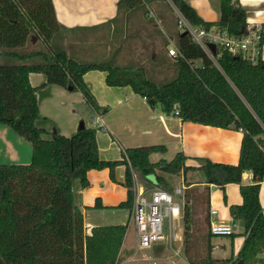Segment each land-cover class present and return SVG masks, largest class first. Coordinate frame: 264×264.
Instances as JSON below:
<instances>
[{"label": "trees", "instance_id": "16d2710c", "mask_svg": "<svg viewBox=\"0 0 264 264\" xmlns=\"http://www.w3.org/2000/svg\"><path fill=\"white\" fill-rule=\"evenodd\" d=\"M163 1L192 25L227 31L242 37L248 26L240 0H220L221 19L204 21L185 0H119L117 15L103 24L108 26L107 39L118 36L139 24L152 21L150 7ZM81 29V28H80ZM95 30V29H92ZM62 26L56 17L53 0H0V49L18 62L0 64V125H6L32 144L29 165H0V264H117L125 241L127 226H99L85 233V220L74 196L75 183L90 188L88 173L109 169L117 183L116 169L126 167L124 186L128 199L117 208L133 212L134 176H156V186L166 185V175L194 170L206 185L185 191L184 256L189 264H264V211L260 202L264 182V60L257 63L217 49L213 60L188 33L178 30L175 46L178 56L170 57L172 76L159 80L149 69L136 63L118 64L115 52L104 61L83 62L75 55L81 50L67 46L87 44L99 37L88 36L79 28L76 35ZM35 35L48 49L38 53H20ZM138 35V34H137ZM95 41V40H94ZM264 45V33L261 46ZM39 57L41 61L35 62ZM161 56L153 59L159 60ZM201 65H196L197 62ZM90 71L106 72L109 87H130L145 98L152 108L160 107L166 115L178 112L179 118L203 126L243 132L237 165L208 161L199 168L186 166L187 157L179 153L171 161L151 162L156 153H166L162 145L125 149L123 160L100 159L97 132L101 126L78 129L68 138L37 126L40 107L37 92L48 85H58L83 95L82 104L90 119L108 113L84 81ZM32 73L44 74L47 83L34 87ZM83 122V121H82ZM252 173V184L241 185L243 203L231 206L234 222H241L245 237L235 260L213 257L211 233L210 185L222 189L241 184L243 175ZM226 202V197H225ZM95 207H102L96 199Z\"/></svg>", "mask_w": 264, "mask_h": 264}, {"label": "crops", "instance_id": "0c3cea01", "mask_svg": "<svg viewBox=\"0 0 264 264\" xmlns=\"http://www.w3.org/2000/svg\"><path fill=\"white\" fill-rule=\"evenodd\" d=\"M118 1L53 0V3L57 20L62 26L71 30L69 35H76L78 31L75 30L79 28L82 33H86L91 38L94 36L99 37L101 39L99 40L100 47L103 48V40L106 43V48L109 43L113 45L115 49L112 53L115 52L117 59V56L121 52L129 48L127 42L133 38H137L136 33H130V30H127L123 34L122 40L120 39V42L107 39L106 33L112 29L102 25L112 21L116 17ZM185 1L206 22L215 23L221 19L220 0ZM240 3L246 12L247 23L261 26L262 32L264 33V0H240ZM91 43L92 40L88 44ZM70 46L76 48L75 43ZM104 57L108 58L105 55ZM261 57L264 60V45L262 47ZM166 59L162 56L159 65L166 67L167 70L169 61ZM166 61H168L167 66L165 65ZM106 77L107 73L101 71H90L84 75V81L96 97L98 104L109 110L108 113L101 116L99 122L96 118L90 119L89 117L87 120H84L78 114L76 106L84 103V98L81 93L72 92L58 85H48L39 89L37 98L41 116L36 124L48 132L46 135L47 138H50L53 133L70 138L77 133L82 121L86 127L100 123L101 130L97 132V142L100 159L104 161L123 160L122 153L125 149L162 145L167 148V152L153 154L150 157L151 162L157 163L162 160L171 162L177 154L183 153L187 157L186 166L192 168H199L208 161L231 165H237L239 163L240 148L243 139L242 131L185 122L174 115H166L162 111V113L160 111L157 112L159 110L158 107L152 108L145 98L134 93L130 87L107 86ZM30 81L34 87H40L47 83V77L44 74L32 73L30 75ZM175 144L179 145V149L174 148ZM194 172L195 174H199L197 171L189 170L184 171V176H181L183 171L179 175H174L175 177H182L181 181L184 182H182L181 186L178 185L175 188L166 190L164 185L161 188L169 192H174L178 187H184L185 191L193 187H200V190H202L206 185L205 179L203 177L202 180L193 181L192 174ZM167 176L170 177L172 175H166L165 177ZM88 179L90 188H79V200L81 203L77 206L84 215L85 225L90 224L95 228L99 226L87 220L85 210L94 208L98 210L120 209L117 207L128 199V190L124 186L126 181V167L120 166L116 169L117 183L112 182L109 169L102 171L93 170L88 173ZM138 179L146 183L150 189L157 184V182L152 183L139 177ZM252 181V173L246 172V175H243V181L240 185L228 184L225 186V192L227 193L226 202L222 211L217 209L210 210V214L212 210L217 211V215H211V224L225 222L233 226L235 234H241L243 232L242 223L234 222L229 208L243 203L240 186L250 185L253 183ZM213 186L216 185H210V188ZM97 198L101 199L102 207H95ZM260 202L264 211V182L261 184ZM122 210L127 211L125 209ZM127 212L131 218L133 212ZM126 226L128 230V224ZM244 241L245 237L241 235L236 237L233 242L231 237L229 250L226 246L221 244L215 245L211 241L214 246L213 255L215 250L225 248V257L218 259H226L228 255L237 257ZM124 243L120 254L127 250L124 247ZM180 247L183 246L180 245ZM263 256L261 255L260 257Z\"/></svg>", "mask_w": 264, "mask_h": 264}, {"label": "rangeland", "instance_id": "374dc122", "mask_svg": "<svg viewBox=\"0 0 264 264\" xmlns=\"http://www.w3.org/2000/svg\"><path fill=\"white\" fill-rule=\"evenodd\" d=\"M150 17L152 21H147L143 23L141 32L138 33L139 24L130 28V33L138 34L137 38L129 40L128 47L126 51L121 52L115 61L120 65H126L130 62H135L139 66H143L150 70L152 77L156 80L161 79L165 76H172L173 71L170 67L167 66L169 59V48L175 45V39L177 35V15L173 11L169 4L163 1L154 2L150 7ZM125 34V33H124ZM123 35L118 36V42L122 40ZM95 40V41H94ZM99 39H93L91 44H83L81 46H67L68 51L70 48L81 50L75 56L83 62H96L104 61L106 58L111 57L112 51L115 49L113 45L109 43L106 46L105 41L103 40V48L99 45ZM125 41V40H124ZM101 42V41H100ZM101 42V43H102ZM112 45V46H111ZM48 49L47 45L42 43L35 35H32L25 48L19 49L20 53H38L44 52ZM4 49H0V64H10L17 63L18 61L13 58H8L2 54ZM113 54V53H112ZM165 57L166 67L159 65L160 59L153 60L155 56ZM168 56V57H167ZM35 62L41 61L39 57L34 59ZM196 64L201 65L199 61ZM78 114L84 120L88 119V113L86 112L85 107L81 104L76 106ZM158 111L161 112V108L158 106ZM162 113V112H161ZM173 116V115H172ZM46 137V135H45ZM47 138V137H46ZM33 146L32 144L26 142L22 137L17 135L11 128L6 125H0V165L9 164V165H29L32 161ZM194 171V170H193ZM197 173V172H196ZM198 174V173H197ZM195 172L192 174L194 180H202L203 176L199 173L198 175ZM181 176H184V171L181 173ZM181 176H167L165 189L175 188L178 185L181 186L182 177ZM148 181L155 183L156 176L151 175L147 178ZM140 185L145 189H149L146 183L139 180ZM79 182L75 183L74 187V196L76 204L79 206L81 201L79 200ZM225 189H222L218 186L211 187V202L210 209H217L222 211L225 204V197L227 198V193ZM185 194V190H184ZM184 203V216H185V196L182 198ZM87 220L94 223L96 226H106V225H127L128 230L125 238L124 253L119 255V260L117 264H189L186 257L184 256V245L180 247L179 244L174 246V249L181 250L180 256L176 257L172 249L165 243L159 242L156 243L150 249H139L136 238V229L133 220V215H130L127 211L122 209H86ZM230 240L231 237H216L212 238V242L215 245L221 244L230 249ZM225 248H220L215 250L213 255L214 258H223L225 257L224 253ZM231 258V255H228L226 259ZM234 256L233 260H235Z\"/></svg>", "mask_w": 264, "mask_h": 264}, {"label": "built area", "instance_id": "2783aa9c", "mask_svg": "<svg viewBox=\"0 0 264 264\" xmlns=\"http://www.w3.org/2000/svg\"><path fill=\"white\" fill-rule=\"evenodd\" d=\"M178 30L188 32L194 41L213 59L215 56L209 45H216L217 49L227 51L233 55H241L245 60L257 63L262 53V27L256 24H248L246 32L242 37H232L226 30L221 28L207 29L202 26H192L177 10ZM169 55L178 56L176 46L169 48ZM172 115L179 117L178 112ZM99 122L101 116H97ZM100 126V123L98 124ZM179 149V145H174ZM134 192L135 204L133 209V220L136 229V238L139 249H150L156 243L167 244L176 257L181 258V250L174 249L177 244L184 243V187H178L174 192L166 191L159 186H153L150 190L142 187L135 173ZM211 215H217L216 210ZM93 227L85 225V233L90 235ZM211 233L216 237H231L235 230L232 225L219 222L211 224Z\"/></svg>", "mask_w": 264, "mask_h": 264}, {"label": "water", "instance_id": "95a60500", "mask_svg": "<svg viewBox=\"0 0 264 264\" xmlns=\"http://www.w3.org/2000/svg\"><path fill=\"white\" fill-rule=\"evenodd\" d=\"M186 34H188V32H184V35H186ZM209 47H210V50L212 51L213 55H216V45L210 44ZM69 90L72 91V88H70ZM84 126H85L84 122H81L79 127L83 128ZM244 175H246V173ZM259 256H261V255H259ZM239 264H243V262H240Z\"/></svg>", "mask_w": 264, "mask_h": 264}]
</instances>
